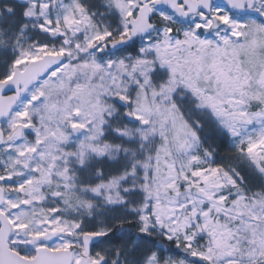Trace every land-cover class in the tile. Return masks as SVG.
I'll return each instance as SVG.
<instances>
[{"label": "snow or ice", "instance_id": "6c2138e0", "mask_svg": "<svg viewBox=\"0 0 264 264\" xmlns=\"http://www.w3.org/2000/svg\"><path fill=\"white\" fill-rule=\"evenodd\" d=\"M0 264H264V0H0Z\"/></svg>", "mask_w": 264, "mask_h": 264}]
</instances>
